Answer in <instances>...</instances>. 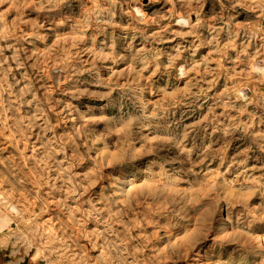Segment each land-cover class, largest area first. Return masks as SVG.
<instances>
[{
  "label": "rangeland",
  "instance_id": "374dc122",
  "mask_svg": "<svg viewBox=\"0 0 264 264\" xmlns=\"http://www.w3.org/2000/svg\"><path fill=\"white\" fill-rule=\"evenodd\" d=\"M0 218L2 264H264V0H0Z\"/></svg>",
  "mask_w": 264,
  "mask_h": 264
},
{
  "label": "bare ground",
  "instance_id": "6f19581e",
  "mask_svg": "<svg viewBox=\"0 0 264 264\" xmlns=\"http://www.w3.org/2000/svg\"><path fill=\"white\" fill-rule=\"evenodd\" d=\"M139 1V0H138ZM147 2H148V0H147ZM140 3V2H139ZM10 5H11V3H10ZM13 5V4H12ZM141 5V4H140ZM15 7V6H14ZM103 7V6H102ZM94 8V7H93ZM132 9H135L134 7H131ZM175 10V9H174ZM135 11H137V9H135ZM173 11V10H172ZM133 13V12H132ZM137 13H138V11H137ZM140 13H142V12H140ZM179 13V12H178ZM177 13V14H178ZM60 15V14H59ZM174 15H176V14H174ZM133 16L135 17V15L133 14ZM145 16V15H144ZM150 16V15H149ZM182 16V15H181ZM151 17V16H150ZM180 17V16H179ZM184 17V16H183ZM129 18V17H128ZM136 18V17H135ZM169 18V17H168ZM181 19V18H180ZM179 19V21H182V20H180ZM144 20V19H143ZM177 20V19H176ZM58 21V20H57ZM137 21V20H136ZM140 21V20H139ZM184 22H185V20H184ZM188 22V21H187ZM180 23V22H179ZM162 25V24H161ZM169 25V24H168ZM179 25V24H178ZM189 25H190V23H189ZM158 26V25H157ZM103 27V26H102ZM160 31V30H159ZM76 34H78V33H76ZM197 37V36H196ZM53 39V38H52ZM95 49V48H94ZM45 55V54H44ZM84 58V57H83ZM56 61V60H55ZM50 66V65H49ZM74 66V65H73ZM251 66V65H250ZM254 66V65H253ZM253 66H251L252 67V69H253ZM258 67V66H257ZM49 68V67H48ZM254 68H256V67H254ZM259 69H260V67H258ZM182 69V68H181ZM48 70V69H47ZM54 70V69H53ZM52 70V71H53ZM257 70V69H256ZM261 70V69H260ZM259 70V71H260ZM46 71V70H45ZM48 71H50V69L48 70ZM55 71V70H54ZM185 72V71H184ZM183 72V73H184ZM181 73V72H180ZM47 77V76H46ZM27 139V138H26ZM26 139H25V141H26ZM28 141V140H27ZM26 141V142H27ZM27 144V143H26ZM29 144V143H28ZM27 147H25V149H26ZM24 155V154H23ZM76 168V167H75ZM71 169H72V167H71ZM73 170V169H72ZM69 171H70V169H69ZM74 172V171H73ZM69 173V172H68ZM78 173V172H77ZM71 175V174H70ZM74 178V177H73ZM69 179V178H68ZM72 180V179H71ZM74 180V179H73ZM70 181V180H69ZM69 188H72V187H69ZM75 191V190H74ZM70 193H73V192H70ZM76 195H78V194H76ZM69 198V197H68ZM71 198V197H70ZM75 199V198H74ZM78 200V199H77ZM83 200V199H82ZM81 199H80V201H82ZM86 203V202H85ZM77 204V203H76ZM75 205V204H74ZM80 205V204H79ZM218 205V204H217ZM81 206V205H80ZM92 206V205H91ZM101 208V207H100ZM81 209V208H80ZM79 210V209H78ZM82 210V209H81ZM83 213V212H82ZM89 213V212H88ZM193 214V213H192ZM81 215V214H80ZM104 217V216H103ZM194 216H192V218H193ZM214 217V216H213ZM222 218H223V215H222V212L220 211V212H218V215H217V220L218 221H221L222 220ZM194 219V218H193ZM259 230V229H258ZM213 231V230H212ZM242 233H243V231H242ZM256 234V233H255ZM207 236H208V234H207ZM214 238V237H213ZM205 240V239H204ZM213 241V240H212ZM235 244V243H234ZM199 245V244H198ZM224 245V244H223ZM226 245V244H225ZM252 245L254 246L253 248L254 249H256L257 251H262L264 248H263V246H261L260 244H258V242H257V240L256 239H253L252 240ZM241 247H243V245H240ZM184 250V249H183ZM186 252H187V250H186ZM190 252V251H189ZM205 252V251H204ZM193 253V252H192ZM230 253V252H229ZM230 255V254H229ZM237 256V255H236ZM243 256V255H242ZM196 257V256H195ZM181 258V257H180ZM179 258V259H180ZM187 258V257H186ZM191 258H193V257H191ZM183 259H184V257H183ZM253 261V260H252ZM238 264V263H237Z\"/></svg>",
  "mask_w": 264,
  "mask_h": 264
},
{
  "label": "crops",
  "instance_id": "0c3cea01",
  "mask_svg": "<svg viewBox=\"0 0 264 264\" xmlns=\"http://www.w3.org/2000/svg\"><path fill=\"white\" fill-rule=\"evenodd\" d=\"M3 221L1 220V218H0V233H1V231L3 230ZM0 264H2L1 263V258H0Z\"/></svg>",
  "mask_w": 264,
  "mask_h": 264
}]
</instances>
